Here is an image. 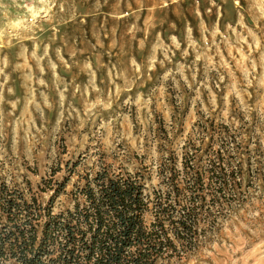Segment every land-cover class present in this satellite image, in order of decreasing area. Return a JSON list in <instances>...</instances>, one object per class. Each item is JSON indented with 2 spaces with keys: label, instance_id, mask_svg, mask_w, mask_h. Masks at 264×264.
<instances>
[{
  "label": "rangeland",
  "instance_id": "obj_1",
  "mask_svg": "<svg viewBox=\"0 0 264 264\" xmlns=\"http://www.w3.org/2000/svg\"><path fill=\"white\" fill-rule=\"evenodd\" d=\"M198 120L235 131L240 196L177 264H264V0H0V182L144 166L152 192Z\"/></svg>",
  "mask_w": 264,
  "mask_h": 264
},
{
  "label": "trees",
  "instance_id": "obj_2",
  "mask_svg": "<svg viewBox=\"0 0 264 264\" xmlns=\"http://www.w3.org/2000/svg\"><path fill=\"white\" fill-rule=\"evenodd\" d=\"M195 125L198 137L184 143L180 161L173 151L161 155L152 192L144 166L102 165L69 191L67 177L42 179L36 190L26 177L23 188L1 181L0 264H177L197 251L234 211L242 179L235 131L214 121ZM60 194L70 205L55 212Z\"/></svg>",
  "mask_w": 264,
  "mask_h": 264
}]
</instances>
